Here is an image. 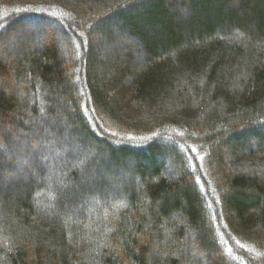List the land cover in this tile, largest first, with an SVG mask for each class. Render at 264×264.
<instances>
[{"label":"trees","instance_id":"1","mask_svg":"<svg viewBox=\"0 0 264 264\" xmlns=\"http://www.w3.org/2000/svg\"><path fill=\"white\" fill-rule=\"evenodd\" d=\"M0 264H264V0H0Z\"/></svg>","mask_w":264,"mask_h":264},{"label":"rangeland","instance_id":"2","mask_svg":"<svg viewBox=\"0 0 264 264\" xmlns=\"http://www.w3.org/2000/svg\"><path fill=\"white\" fill-rule=\"evenodd\" d=\"M31 23H33V25L35 26V24L37 25V22H31ZM79 81V80H78ZM76 82H77V80H76ZM78 84H80L79 82H77V85Z\"/></svg>","mask_w":264,"mask_h":264}]
</instances>
